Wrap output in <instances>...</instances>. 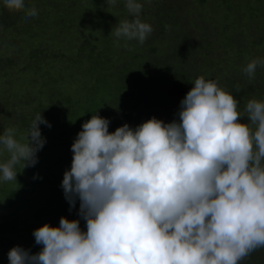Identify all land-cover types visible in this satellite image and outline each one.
Listing matches in <instances>:
<instances>
[{
  "label": "clouds",
  "instance_id": "clouds-1",
  "mask_svg": "<svg viewBox=\"0 0 264 264\" xmlns=\"http://www.w3.org/2000/svg\"><path fill=\"white\" fill-rule=\"evenodd\" d=\"M3 5L25 20L38 15L26 0ZM125 8L130 19L112 34L143 45L154 31L140 19L143 4L125 0ZM258 67L264 59L243 72L252 80ZM192 84L178 120L152 117L114 132L97 111L85 121L61 188L70 212L79 200L86 231L79 219L61 216L58 227L33 231L38 253L14 246L9 264H241L264 248V101L251 99L241 111L218 81L200 76ZM42 124L51 128L40 112L21 139L13 127L0 135V153H7L0 182H17L18 165L38 163Z\"/></svg>",
  "mask_w": 264,
  "mask_h": 264
},
{
  "label": "rangeland",
  "instance_id": "rangeland-1",
  "mask_svg": "<svg viewBox=\"0 0 264 264\" xmlns=\"http://www.w3.org/2000/svg\"><path fill=\"white\" fill-rule=\"evenodd\" d=\"M227 1L228 7L220 0H138L143 4L140 19L154 29L141 45L117 41L112 34L120 21L130 19L125 0L114 6L106 0H26L38 11L28 20L0 0V135L13 127L21 139V121L27 114L35 118V110L51 124L40 125L46 144L37 153L38 163L25 169L18 165L17 182H0V225L10 236L0 242V264H9L8 252L17 245L38 253L42 246L35 243L33 231L45 223L58 227L67 214L61 188L67 169L56 167L61 165L56 157L71 167V145L96 111L110 120L109 132L121 119L133 128L152 117L169 123L170 108L172 121L178 120L180 101L200 76L218 81L240 101L241 111L251 99L264 101V67L257 68L252 80L243 72L251 60L264 59V0ZM84 40L86 49L80 47ZM142 63L150 72L159 64L165 73V89L174 97L171 102L157 100L166 111L157 101L144 108L142 98L134 100L138 109L131 105L130 95L138 94L142 83L120 91L126 88L120 81L123 74L116 78L115 70L143 68ZM237 85L240 92H235ZM247 121L244 117L240 122ZM6 159L7 153H0V162ZM81 224L86 231V222Z\"/></svg>",
  "mask_w": 264,
  "mask_h": 264
},
{
  "label": "trees",
  "instance_id": "trees-1",
  "mask_svg": "<svg viewBox=\"0 0 264 264\" xmlns=\"http://www.w3.org/2000/svg\"><path fill=\"white\" fill-rule=\"evenodd\" d=\"M199 2H200V0H199ZM220 2L226 4L227 7L230 6L228 4L227 0H220ZM199 6H204V3H201V4L199 3ZM85 44L86 43H85V40H84V43L80 47L83 49V47L85 46V49H86L88 45H85ZM40 45H42V43ZM42 46H38L37 48H43ZM44 46L45 47H50V45H44ZM63 51H64V48H63ZM64 53H66V52H64ZM102 59H103L102 60L103 64H104V62H106L104 64L106 66L105 68H108V70H110V68H109L110 66L107 65V63H109V61L105 60V57L102 58ZM142 64H143V68H137L138 67L137 66L134 69L133 66L126 65L124 67L120 66L121 68L119 67L118 69L115 70V75H113V74L112 75L115 76L116 78L118 77V76H116L118 72L121 71L122 74H123V76L121 77L120 81L123 82V88L124 87H126V88L125 89H121L120 91H125L126 92L128 90L127 88H132L131 85L136 84V83H139V84L142 83V90L140 92H138V94L135 93V91H133L131 93V95H130L131 105L134 106L136 109H138V107L140 106V103L138 102V100L140 98L143 99V102H141V103L144 106V108H146V109L149 107V104H151V103L155 104L156 101L158 103H160L158 101L159 99H161V101L166 99L168 102H171L172 101V97H174V95L170 94L171 92L167 91L165 89L166 86H167L166 79H165L166 75H165L164 72H162V69H160L161 66L159 64L156 65L155 69H157V71L156 72L153 71L154 72L153 73V72L149 71L150 68L146 67L145 63H142ZM138 65H139V63H138ZM128 68H129V70H128ZM134 71L136 72V74L134 73ZM159 85H160V87H159ZM157 87H159V88L157 89ZM151 90H153L154 97H156L155 100L151 97L152 96V93L150 92ZM149 94H151V96ZM135 99H138V100H137V103L134 104V100ZM161 105L163 106L165 111L168 109L166 107V105H164V104H161ZM43 107H45V106H43ZM154 110H155V108L153 109V111ZM35 111L37 112V110H35ZM36 112L34 113L35 116L37 115ZM169 113H170L169 114V118H171V121H172L174 110H172L170 108ZM33 119H34V116L32 117L31 114H27V118H24V120L21 121V123L24 126L23 132H24L25 135H26V131L28 129V127L26 125H27L28 122H31ZM125 121H126L125 119L119 120L118 126L120 127L123 124H125L126 123ZM16 133L19 135L18 131ZM24 134H23V136H24ZM65 162H67V161L64 158H57L56 157V164H60L61 163V165H56V167L57 166H59V167L60 166H62V167L65 166L66 169H70L68 163H65ZM68 162H71V161H68ZM79 203H80L79 200H77L75 208H73L71 212L69 210H67L66 211L67 214L64 215V217H66L69 220L79 219L80 220V226H82L81 223L84 220L81 219L79 217V215H78ZM3 229H4L3 226L0 225V242L2 240H6V239L10 238V236L8 234L6 235L4 233L5 231ZM259 251H261L260 254H257V255L252 254V258L251 259L248 258V259L242 261L241 264H261L263 262L261 260V257L264 258V248L257 250V252H259Z\"/></svg>",
  "mask_w": 264,
  "mask_h": 264
}]
</instances>
